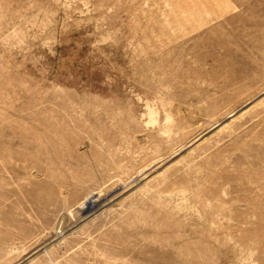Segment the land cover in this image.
<instances>
[{
    "label": "rangeland",
    "instance_id": "obj_1",
    "mask_svg": "<svg viewBox=\"0 0 264 264\" xmlns=\"http://www.w3.org/2000/svg\"><path fill=\"white\" fill-rule=\"evenodd\" d=\"M0 264H264V0H0Z\"/></svg>",
    "mask_w": 264,
    "mask_h": 264
},
{
    "label": "bare ground",
    "instance_id": "obj_2",
    "mask_svg": "<svg viewBox=\"0 0 264 264\" xmlns=\"http://www.w3.org/2000/svg\"><path fill=\"white\" fill-rule=\"evenodd\" d=\"M172 26V25H171ZM126 27V26H125ZM193 29V28H192Z\"/></svg>",
    "mask_w": 264,
    "mask_h": 264
}]
</instances>
